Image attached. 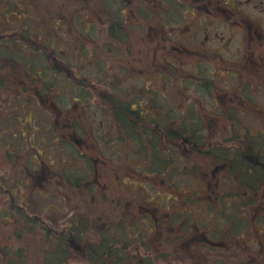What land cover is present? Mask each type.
Masks as SVG:
<instances>
[{
  "label": "rangeland",
  "instance_id": "obj_1",
  "mask_svg": "<svg viewBox=\"0 0 264 264\" xmlns=\"http://www.w3.org/2000/svg\"><path fill=\"white\" fill-rule=\"evenodd\" d=\"M21 1L26 2H20V16L11 15L6 20L0 16V44L4 45L11 41L12 46L6 47L19 53H24L21 45H25V53L31 59L40 60L41 56H45L47 65L56 62L63 68L58 57L67 54L66 66L69 68L67 71L78 76L90 75L92 77L88 78L90 81L91 79L93 83L99 81V86H104L106 79H102L99 71L104 70L103 65L109 67L110 63L106 57L114 65H119L123 58L122 52L111 53L110 58L108 48L100 43L101 40L107 39L106 21L99 20L93 11L96 9L101 18L106 20L107 11H102L101 8L105 7L107 0ZM227 1V5L231 7V0ZM247 1L249 0L234 2L245 16L249 14L252 18L260 20L257 23L264 27V0H253L251 4ZM80 3L86 4L83 13L76 9V5ZM79 14H82L81 18L84 19H95L101 40L97 38L99 41L92 44V47L90 43L88 51L91 49V54L94 53L95 47L105 60L95 61V57L83 59L80 55L85 34L75 28V23H69L70 21L66 19L75 18ZM52 15L63 19L62 22L68 27L67 31L59 27V46L62 45L60 50L56 47L59 56L51 46L53 39H49L45 32L41 33L48 29V21ZM190 17L194 16L187 14L183 23H179L178 26L186 24L187 18ZM34 29L40 32L36 33ZM175 29L173 30H179L180 39L183 40L196 38L201 41L207 35V45L213 48L220 47L228 59L235 60L241 55L239 52L241 41L261 45V41L264 40V31L258 32V35L253 34L252 36L257 39L250 42L248 41L250 38L247 40L243 33H235L230 26L219 22L196 26L195 35L189 37L182 34L184 28ZM25 32H29L30 37L24 38ZM145 34L147 42L152 44L146 45V52L154 56L152 38L155 29L148 27ZM228 63L226 62V66ZM204 65L193 61L192 65L183 69L184 72L179 75L180 78L174 88V96L169 95L172 92L169 88L164 99L168 97V103L189 100L186 93L181 90L186 88L181 76H189V72L201 70ZM23 71L24 69L14 62L0 63V264L8 257L3 252L6 245L10 246L6 248L8 254L22 247L21 253L25 264H43L47 245L43 236L47 229L59 235L61 230L69 226L74 212L82 214L84 211L99 221L96 222L95 228H101L104 226L103 221L112 214V207L115 210L117 208L114 197L116 200L121 198L126 206L131 204V209L136 205L138 213L143 212L154 219V226L158 228L156 232L153 229L150 231L156 234V246L165 251L161 258L155 260L156 264H223L224 260L229 262L238 260L239 264H264V189L259 193H249L248 188L239 187L235 183V177L228 175L227 169L210 168L213 165L209 156L202 154L191 156L190 160L199 166L198 172L183 171L182 176L177 178L176 186H179L177 188L174 185L168 186L163 178L142 175L140 166L144 163L128 152V145L118 141L115 143L110 139L108 124L104 120L106 116L103 108L95 105L94 96L75 101L73 88L67 87L61 92L67 105L55 102L52 95L46 91L38 92L39 95L32 94L30 98L23 95L19 98L16 94L22 92L18 82L27 78L22 75ZM208 72L211 77L217 76L214 71ZM136 77L131 76L128 82L132 85L141 84L139 83L141 80ZM1 79L4 82H1ZM234 79L232 77L231 81L234 82ZM189 94L192 95L189 97L194 98L205 97L196 92ZM257 100L264 107L263 93L257 95ZM199 107L202 109L203 103L200 102ZM248 113L252 112L249 110ZM208 123L211 127L210 136L222 124L212 119H209ZM245 130L246 133L247 131L258 133L264 128L245 127ZM99 134L103 135L101 140L97 137ZM263 138L260 146L264 148ZM233 143L226 141L230 146ZM249 145L242 142L240 147L246 148L245 146ZM75 148L88 152L89 158L74 153ZM261 163L264 165V160ZM116 166L121 169V174L114 179ZM70 167H77L78 174L84 175L85 178L89 177L86 172L91 173L86 184L99 187L100 195L99 192L94 194L87 190L88 185L76 187L68 181L66 174L62 172H69ZM145 183L167 189L164 191L167 195H170L173 189L181 188L182 196L175 194L167 201L174 206L180 205L182 198L190 193L197 199L193 201L196 204L187 206L188 216L181 219L180 226L187 229L182 243L174 241V237H168L169 216L164 212L166 207L163 195L156 194L157 188L147 186L146 189ZM201 184L206 186L202 187ZM148 190L156 194L153 201H145L152 194ZM222 194H225L228 203L219 198ZM105 195L107 199L103 198ZM130 195H136L143 201L131 200ZM19 212L25 214V217ZM130 213L132 218H138L135 211ZM34 218L37 221L33 222ZM147 222L146 220V227ZM154 234L151 235L150 241L155 248ZM74 240L73 243L76 245L77 241Z\"/></svg>",
  "mask_w": 264,
  "mask_h": 264
},
{
  "label": "trees",
  "instance_id": "obj_2",
  "mask_svg": "<svg viewBox=\"0 0 264 264\" xmlns=\"http://www.w3.org/2000/svg\"><path fill=\"white\" fill-rule=\"evenodd\" d=\"M84 1L82 0V2ZM20 2L24 3L26 1L0 0V16L5 20L10 18L11 15L20 16ZM155 2L156 0L152 1L153 5ZM115 5H117L116 0H107L104 4L105 7L101 8V10L107 11L108 14L109 9L112 7L120 12L121 7H114ZM120 5L123 6L122 4ZM84 6L86 7L85 3L77 4L76 9L83 13L86 10L83 8ZM93 12L98 15L99 20L107 22V20L101 18L100 13L96 9ZM109 12L116 13L115 16L118 17L116 11L110 10ZM81 15L79 14L75 18L67 17L66 19L70 21L69 23H74L75 19H77L76 29L85 34V39L81 44L82 58L89 59L90 57H95V61L105 60L103 56L98 54L95 47L94 53L91 54V49L88 51L89 44L91 43L92 47L101 38H99L95 19H84V17L81 18ZM62 20L52 15V18L48 21V29L41 31L42 34L45 32L49 39H53L51 46L54 47L55 51H57L56 47L59 48L58 50L62 48V45L59 46V27L61 26L66 31L68 29L66 23L62 22ZM27 22L28 20L25 23ZM27 25L29 28V24ZM83 25L85 26L83 27ZM114 30L116 36L119 37L118 39H122L123 35L119 33L121 28L114 25ZM34 31L36 33L40 32V30L35 29ZM23 37H30L29 32H25ZM63 39L65 40L64 37ZM10 43L11 41L4 45L0 44V63L14 62L18 64L19 67L21 66L24 69L22 75L27 77L19 80L18 83L22 94L18 93L16 95L22 98V95L23 97H29L32 94H37L38 92L44 93L46 91V93L52 95L55 102L63 103L64 105L67 104L64 103L65 97H63V93L61 92L67 87L73 88L75 93L73 100L75 101L82 98L90 99L89 97L94 96L95 105L103 108L104 115L106 116L104 120L108 119L107 130L110 132V139L115 143L118 141L128 145V152L144 163L143 166H140L142 175H147L148 177L154 175L163 178L165 179V183H168V186L174 185L177 188L179 187L176 186L178 185L177 178L182 176L183 171L198 172L199 166L193 163L195 161L192 162L190 160L191 156L203 154L212 157L210 158V161L214 162L212 163V168L216 166V168L227 169V174L235 177V183L239 187L248 188L250 190L249 193L263 191L264 165L261 162L264 160V148L260 145L262 144V137H264V130H259L258 133L251 131H247L246 133L245 127L264 128V125H258L253 121H243L241 113L235 109L232 113L225 114L224 112L225 115L219 119L222 122L224 119L225 122H223V125L221 124V130L219 132L216 131L212 135L215 139V142H213L208 137L211 133V127L200 111H193L191 108L185 111L180 107H175L176 109L173 110L170 107L168 109L165 107L159 100V96L153 92L152 87L154 80H156L153 75L146 78L144 87L140 89V94H133L125 88L123 75L114 73L112 81L109 82L107 78L110 76V72H108L107 66L103 65L104 70L99 72L105 76L102 79H106V84L104 86H97V84L92 86L88 78H81L76 81L63 74L55 64L47 65L45 56H41L42 59L40 60L31 59L25 53V45H21L24 53L9 50L6 46L11 45ZM100 43L108 48V39L101 40ZM118 43L122 44L123 42L118 41ZM69 63L71 64V62ZM155 71L154 69L152 72ZM156 73L159 76L158 72ZM162 77L164 82L170 83L169 76L164 72L162 73ZM1 80V82H4L3 79ZM181 80L186 87L184 91L194 94L195 87L192 89L191 87L193 82L197 80L192 78V76L181 77ZM68 106H71V104H68ZM243 113L255 120L256 118H264V115L261 117L255 112H253V115L252 113H248V111H244ZM110 124L111 126H109ZM102 136L99 134L97 137L101 140ZM222 138H227V140L222 141ZM234 139H241L242 142H247L250 145L249 147L245 146L246 148H241V142L236 144ZM226 141H233L234 143L230 146L226 144ZM74 153L81 157H88V152L85 153L81 148H75ZM69 170V172H62V174H66L68 181L74 186L83 187L88 185L86 181L89 179L91 173L86 172L85 174H89V177L86 176L85 178L84 175L83 177L82 174H78L77 167H70ZM137 171L139 170L137 169ZM120 174L121 169L117 166L114 167V179H117ZM201 185L202 187L206 186L205 184ZM145 186L147 189V186L150 185L149 183H145ZM96 187V185L93 187L88 185L86 189L95 194L100 191L99 187ZM150 187L157 188L156 186ZM166 190L157 188L156 194H159V196L163 195L164 207H166L164 212L169 216L167 226L168 237H174V241L178 240L179 243H182L187 229L180 226L181 219L188 216L187 206L196 204L193 201H197V199L194 198L195 196L190 195V193L187 197L182 198L183 200L180 205L174 206L170 202L167 203V201L173 195L180 194L181 188L179 190L173 189L170 195L165 194L164 191ZM151 193L148 200L145 201H153L152 199L155 198L156 194L154 192ZM197 193L199 192L197 191ZM224 195H218V197L220 196L219 198L228 203V199ZM103 198L107 199L106 195ZM115 198L117 208L115 210L112 207V214L103 221L104 226L101 228H95L96 222L99 221L94 219L93 216H89V212L86 214L84 211L82 214L74 212L69 226L64 229V234L56 235V232L52 233L47 229L45 236H43L47 243L45 255L43 256V264H156L155 260L161 258V255H164L163 252L165 251L160 250L156 246V234L150 231L152 229L154 232L157 231L158 227L154 226V219L143 212L138 213L135 209L136 205L134 208L132 207V210L131 204L126 206L121 198L117 200ZM130 199L139 202L143 201L140 197H136V195H130ZM130 211H135L138 218H132ZM116 213L118 214L116 215ZM19 214L22 213L19 212ZM22 215L25 217V214ZM146 220L148 221V227H146ZM34 221H37V219L34 218ZM227 226L229 227L230 225ZM152 234H154L155 248L150 241ZM74 239L77 241L76 245L75 243L73 244ZM8 247L10 246L6 245L5 251H3L8 256L3 264H25L21 253L23 252V248L18 247L16 252L13 251V253L8 254V249H6ZM223 264H239V262L238 260H233L232 262L224 260Z\"/></svg>",
  "mask_w": 264,
  "mask_h": 264
},
{
  "label": "flooded vegetation",
  "instance_id": "obj_3",
  "mask_svg": "<svg viewBox=\"0 0 264 264\" xmlns=\"http://www.w3.org/2000/svg\"><path fill=\"white\" fill-rule=\"evenodd\" d=\"M152 1L116 0L117 5L114 7L120 6L121 11L118 12L112 7L109 9V11H116L118 14V17H116V13L108 11L106 17L109 57L111 58V53L122 52L123 58L119 65H114L106 57L110 63L107 68L108 72H110V76L107 78L108 81H112L114 73H119L124 76V79L123 77L122 79L125 83V88L133 94H140V89L144 87L146 78L153 75L156 79L152 87L153 92L159 96V100L164 105L167 104L165 105L167 109L170 107L174 110L180 107L188 111L191 108L193 111H200L201 115L206 118L207 123L209 119H212L222 123V125L225 120L223 119L222 122L219 118L225 114L232 113L235 109L241 113L243 121H253L258 125H264V118H256L255 120L243 113L250 110L252 115L253 112L261 117L264 115L263 104L257 100L259 93L264 94V40L261 41V45H258V43L249 44L247 41L244 42V40L241 41L239 46L241 55L240 58L235 60L228 59L223 53L224 50L220 49V47L213 48L207 45V35L201 41L196 38L183 40L180 39L179 30H173L174 28H184L182 34L189 37L192 34L195 35L196 26L219 22L230 26L235 33H243L247 40L250 38L248 41L253 42L257 38L252 35H258V32L264 31V27L257 23L260 20L252 18L247 11L248 15L245 16L242 9L236 7L234 2L236 0H231V7L227 5V0H156L154 5ZM238 1L241 2V0ZM252 2L253 0L247 1L249 4ZM187 14L194 17L187 18L188 22L186 24L178 26L179 23H183ZM74 23L76 28L77 19H75ZM114 25L121 28L119 33L123 35L122 39H118L119 37L116 36ZM148 27L155 29V34L152 38V41L154 40V56L148 55L145 49L146 45H152L145 39V32ZM118 41L123 43L120 44ZM53 51L59 56L55 49ZM66 56L67 54L58 57L64 68L55 62V65L58 66L63 74L76 81L81 78H92L90 75L85 76L83 74L84 76H82L79 70L76 71L80 72L81 76L67 71L69 68L66 66ZM193 61L205 64L201 70L196 69L188 73L189 76L197 80L193 82L191 89L195 87V92L205 96L204 100L189 97L192 95L185 92L184 88H181L189 100H183L182 103L176 101L168 103L167 100L169 98H164L169 88L172 91L169 95L172 94L174 96V88L180 78L179 75L184 72L185 68L192 65ZM226 62H229L228 66H226ZM150 63H154L152 64L153 66ZM154 69L156 71L152 72ZM209 70L217 73V76H209L207 74ZM156 72H158L159 76ZM163 72L169 76L170 83L164 82ZM131 76H137L136 78L141 80L139 81L141 84H130L128 79ZM101 77L105 76L101 75ZM181 77H188V75ZM232 77L235 78L234 82L231 81ZM90 82L92 86L96 84L99 86L98 81L93 83L91 79ZM200 102L203 103L202 109L199 107ZM220 126L217 130L218 132ZM208 137L215 142L214 137ZM225 140L227 138H222V141ZM234 142L236 144L238 142L242 143V140L234 139ZM210 158L212 157L209 155ZM211 162L214 163L213 161ZM207 168H209V165H207ZM212 169L219 168L215 166ZM64 233L65 230H62L59 234Z\"/></svg>",
  "mask_w": 264,
  "mask_h": 264
}]
</instances>
